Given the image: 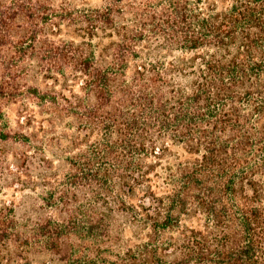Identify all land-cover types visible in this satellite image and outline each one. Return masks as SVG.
<instances>
[{
    "label": "clouds",
    "instance_id": "obj_1",
    "mask_svg": "<svg viewBox=\"0 0 264 264\" xmlns=\"http://www.w3.org/2000/svg\"><path fill=\"white\" fill-rule=\"evenodd\" d=\"M253 12L264 21V0H0V264H152L153 252L199 264L196 241L206 264L218 253L264 264V74L247 71L264 62V49L248 48L264 24L244 20ZM235 18L228 47L204 28ZM186 32L202 46L185 45ZM234 59L236 80L210 74ZM202 85L238 125L172 123L178 102L190 118L206 111L195 104ZM128 122L138 130L122 131ZM213 144L229 146L226 165L185 189ZM225 171L234 196L218 188ZM180 193L186 206L173 210ZM253 211L261 222L249 231ZM169 213L176 223L157 231Z\"/></svg>",
    "mask_w": 264,
    "mask_h": 264
},
{
    "label": "trees",
    "instance_id": "obj_2",
    "mask_svg": "<svg viewBox=\"0 0 264 264\" xmlns=\"http://www.w3.org/2000/svg\"><path fill=\"white\" fill-rule=\"evenodd\" d=\"M257 3L260 2V0H256ZM244 20L252 23V24H264V21H260L256 15L255 12L251 16L244 17ZM182 23H187L186 16L182 17L181 20ZM167 23V21H166ZM235 23V25H239L241 23L239 18H235L234 21H228L227 19L222 22L220 25H208L207 22H204V28L208 33L215 32L216 39L218 41L219 46L221 47H228L231 43L235 42L236 36H235V28L230 27L229 25ZM181 31H184L183 29ZM191 29H188V32H190ZM184 43L185 45H190L192 48L202 46V42L199 38L195 36L188 35L187 32L185 33L184 37ZM29 47H32V45H29ZM248 48L249 50L253 49H264V36H261L259 39L256 38H249L248 39ZM209 72L213 76L216 77H223L225 75V72L228 76L232 77L233 80H236L242 71L244 69L242 68L241 64H238L236 60L234 59L227 65L222 64H209L208 65ZM248 72H251L254 75H261L264 74V62L260 64H251L248 66L247 69ZM221 84H223V80L221 79ZM221 91H225L222 89ZM2 94V92H0ZM228 97V99L232 98V92L231 90H227L225 93ZM251 92H246L245 96L250 99L251 98ZM203 100L204 101V108L206 111H204L202 114H199L198 117L190 118L188 112L184 109L183 103L178 102L181 105L180 111L175 116L174 121L172 123H175L178 127L180 125H183L186 121L188 122V127L190 128L192 124L195 123V119L198 118L200 120H212L215 121L213 127L215 129L220 130H227V127L233 123L238 125L240 123L239 119H235L232 115H230L227 111L223 112V114H220V107H226L225 99L221 94L217 93V102L214 104L211 97L208 96V92L205 90L204 86L202 85L200 88L199 95L195 98V104H199V102ZM243 102V98H242ZM152 103H155V101H151L150 105ZM149 105V106H150ZM193 107V101L189 100V109ZM175 112L176 109H173ZM258 111H261V114H264V106H261ZM167 118V112L162 113ZM116 123H119V121H116ZM121 130H126L128 132L137 131L138 128L135 126L134 122H128L126 125L121 124L120 125ZM169 127H171V123L169 124ZM190 134V133H189ZM228 145H224L221 148H216L215 144L212 145V148L214 149L211 152V160L212 163L208 164L207 161L209 160V157H205V165L204 171H201L198 169H190L183 177L185 183L184 187L185 189H192L193 187H199L201 186V178L207 174V170L209 168H215L218 165L225 166L226 162L223 161V158L228 154ZM242 148H245L244 145H241ZM227 172L225 171L223 175H221L220 180L221 183L218 185V188L223 193V195H236L235 191V179L234 178H227ZM107 182V178H105V183ZM129 191H132V189H129ZM209 192L215 191L214 189H208ZM196 199L200 201L201 205L204 206L207 211L211 214L213 213L214 209L213 207L206 201L203 200L199 195L196 196ZM162 203V202H161ZM179 205H185L184 200V193L177 194V196L173 199L171 208L174 210ZM147 211V209H145ZM217 218L220 222H223L225 219V214L217 213ZM151 219V218H150ZM260 217L258 216L257 212L253 211L250 216H247L244 221V226L249 231H252L251 225L260 223ZM173 223H176V221L173 220L171 213H169L168 218L166 219L164 224H156V230L159 231L161 229L167 228L169 225H172ZM195 235V233L193 234ZM189 255H198L199 256V264H206V262L210 259L209 256L205 255L204 247L200 245L199 241H196V248H189L188 249ZM246 255L249 257V260L252 258V245H249L248 252ZM218 261L219 264H234V254L228 255L224 253H218ZM151 261L152 264H161L158 257L155 255V252L151 254ZM215 264V262H213Z\"/></svg>",
    "mask_w": 264,
    "mask_h": 264
},
{
    "label": "rangeland",
    "instance_id": "obj_3",
    "mask_svg": "<svg viewBox=\"0 0 264 264\" xmlns=\"http://www.w3.org/2000/svg\"><path fill=\"white\" fill-rule=\"evenodd\" d=\"M3 94V93H2ZM2 94H0V95H2Z\"/></svg>",
    "mask_w": 264,
    "mask_h": 264
}]
</instances>
